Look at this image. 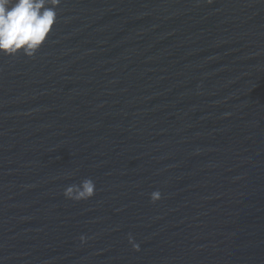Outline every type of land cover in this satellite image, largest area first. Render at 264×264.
I'll list each match as a JSON object with an SVG mask.
<instances>
[{"label": "water", "instance_id": "95a60500", "mask_svg": "<svg viewBox=\"0 0 264 264\" xmlns=\"http://www.w3.org/2000/svg\"><path fill=\"white\" fill-rule=\"evenodd\" d=\"M56 11L0 53V264H264V0Z\"/></svg>", "mask_w": 264, "mask_h": 264}, {"label": "clouds", "instance_id": "9594fccd", "mask_svg": "<svg viewBox=\"0 0 264 264\" xmlns=\"http://www.w3.org/2000/svg\"><path fill=\"white\" fill-rule=\"evenodd\" d=\"M62 0H0V53L16 56L20 53L33 57L50 37L57 21V8ZM211 2V0H209ZM96 184L85 178L80 184L68 186L65 197L87 200L94 197ZM162 198L160 191L151 193L153 202ZM81 240H86L81 237ZM129 242L136 251L140 245L129 234Z\"/></svg>", "mask_w": 264, "mask_h": 264}]
</instances>
